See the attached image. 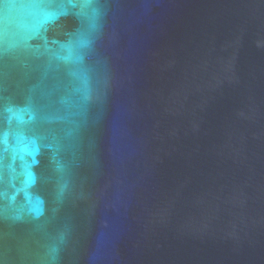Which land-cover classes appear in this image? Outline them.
<instances>
[{
  "label": "water",
  "instance_id": "95a60500",
  "mask_svg": "<svg viewBox=\"0 0 264 264\" xmlns=\"http://www.w3.org/2000/svg\"><path fill=\"white\" fill-rule=\"evenodd\" d=\"M0 264H264V0H0Z\"/></svg>",
  "mask_w": 264,
  "mask_h": 264
}]
</instances>
